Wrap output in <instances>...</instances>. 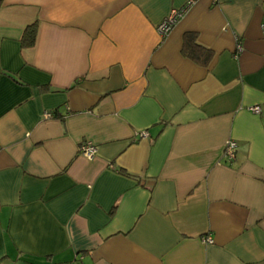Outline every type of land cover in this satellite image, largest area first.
Wrapping results in <instances>:
<instances>
[{"label":"crops","instance_id":"obj_1","mask_svg":"<svg viewBox=\"0 0 264 264\" xmlns=\"http://www.w3.org/2000/svg\"><path fill=\"white\" fill-rule=\"evenodd\" d=\"M188 1L4 0L0 264H264V0Z\"/></svg>","mask_w":264,"mask_h":264},{"label":"built area","instance_id":"obj_2","mask_svg":"<svg viewBox=\"0 0 264 264\" xmlns=\"http://www.w3.org/2000/svg\"><path fill=\"white\" fill-rule=\"evenodd\" d=\"M193 3L194 0H190L188 1L186 7L172 9L170 14L159 23L158 32L163 37L167 36L173 27L178 23V21L183 17L187 8L193 5ZM243 49V45L240 43L237 47L236 56H238L243 51ZM249 109L254 113H261V107L259 105L251 106ZM52 115H54V113L49 111H45L44 113L45 117H51ZM139 135L141 137H145L148 135V133L147 131H142L139 133ZM237 148V142L235 140H229L225 145L224 156L229 160H234L237 155ZM80 152L87 158H93L97 154L98 149L95 145L85 142L80 145ZM205 242L212 243L213 239L211 237H207L205 238Z\"/></svg>","mask_w":264,"mask_h":264},{"label":"trees","instance_id":"obj_3","mask_svg":"<svg viewBox=\"0 0 264 264\" xmlns=\"http://www.w3.org/2000/svg\"><path fill=\"white\" fill-rule=\"evenodd\" d=\"M3 2L4 0H0V9L3 5ZM37 31V21L29 24L23 32L21 39L22 45L25 47L33 46L36 42ZM183 52L185 55L193 58L200 64H207L212 57V52L210 50L204 49L197 44V36L194 33H187L185 35Z\"/></svg>","mask_w":264,"mask_h":264}]
</instances>
